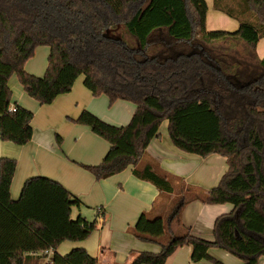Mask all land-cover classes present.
Wrapping results in <instances>:
<instances>
[{"label": "trees", "instance_id": "trees-1", "mask_svg": "<svg viewBox=\"0 0 264 264\" xmlns=\"http://www.w3.org/2000/svg\"><path fill=\"white\" fill-rule=\"evenodd\" d=\"M213 10L238 22L234 32L207 31L204 0H0V140L16 146L32 137L33 114L9 112L15 75L26 95L40 105L67 94L78 76L93 97L105 95L135 110L116 127L88 111L75 120L104 139L109 149L95 166L81 165L97 181L131 167L132 175L162 195H175L165 215L142 213L133 229L140 242L161 244L159 253L138 252L128 264H166L180 247L191 248L192 264H223L210 255L222 250L242 264L264 257V0H213ZM244 44L247 58L232 52ZM39 46L49 49L42 77L25 63ZM163 121L179 151L225 159L227 170L204 192L173 180L146 158ZM59 139V138H58ZM16 161L0 158V264H42L63 242L88 239L97 228L78 216L79 199L61 184L35 176L25 180L18 199L10 197ZM229 204L216 218L213 241L195 236L181 222L190 201ZM176 223L177 232L169 233ZM52 264H99L82 248L54 253Z\"/></svg>", "mask_w": 264, "mask_h": 264}, {"label": "crops", "instance_id": "crops-1", "mask_svg": "<svg viewBox=\"0 0 264 264\" xmlns=\"http://www.w3.org/2000/svg\"><path fill=\"white\" fill-rule=\"evenodd\" d=\"M210 1L213 9V0ZM205 3L208 12V2ZM258 45L259 50L256 48V51L260 58L259 51L262 50V54H264V41H259L257 47ZM41 55L43 56V54ZM46 64V61L37 64L33 62L26 64L24 70L28 74L42 77ZM75 82L72 92L57 96L48 105H40L28 97L20 87L16 88L17 80L8 84L12 93L10 107L20 106L33 114L30 123L32 137L26 145L15 148L8 142L0 141V158H16L17 160L10 186V197L12 200L18 199L17 192L20 185L30 177L41 176L61 184L70 195L79 199L82 204L83 202L87 203L84 198H88L95 200L97 205H100V208L97 209L98 227L92 235L79 242H63L53 254L65 255L74 248H82L90 256L96 258L99 264H128L135 253H159L162 250L163 240H160L161 244L140 242L133 236L132 229L142 213L151 211L153 202L159 201L154 215L163 216L166 214L170 202L176 196H161L151 183L136 179L132 175L131 167L100 181L95 180L93 176V178H89L82 172L81 165L100 164L108 152L109 145L108 147L95 145L82 151V126H74L71 123V120H76L84 111L82 105L80 106L83 82H80V79ZM116 103L124 105L123 120L128 118L126 122L129 123L135 108L123 101L117 100ZM158 134V137L153 139L147 147L146 158L152 161L159 171L173 180L175 189L178 188L180 179L186 185L204 192L218 184L221 176L227 170L224 158L216 155L200 158L179 151L169 139L167 121L161 123ZM67 135L74 136V143L71 146L64 142L65 138L68 139ZM61 139H63L62 148L68 156L59 150ZM12 152H14L13 155ZM22 161L25 162V171L18 178L20 180L17 188L16 175ZM81 162L83 163L81 164ZM22 170L23 168H21ZM79 176L82 177V183L78 181ZM81 184L82 186L87 184L90 188L89 191L82 193V187H79ZM77 209V212H74L72 208L71 218L74 215L81 216L80 208ZM232 209L229 204L210 205L198 200L190 201L181 211V222L189 227L195 236L213 241L214 221L219 216L230 213ZM87 216L82 211L81 217L86 221H88ZM177 228L176 223L171 224L169 233L177 232ZM190 252V247H180L168 258L166 264H192L189 260ZM210 255L223 264H242L237 258L219 249H211ZM195 264L210 263L200 261ZM259 264H264V257L259 259Z\"/></svg>", "mask_w": 264, "mask_h": 264}, {"label": "rangeland", "instance_id": "rangeland-1", "mask_svg": "<svg viewBox=\"0 0 264 264\" xmlns=\"http://www.w3.org/2000/svg\"><path fill=\"white\" fill-rule=\"evenodd\" d=\"M205 2H208V12L206 14V30L207 31H226V32H234L238 29L239 24L236 20L229 18L228 16H226L225 14L215 11L212 9V5H211V1L210 0H204ZM260 41H264V38H261ZM231 45H233V49L232 52H234L237 57L241 56L243 58H247V51H249V48H247L244 44L240 43V42H231ZM259 50V45L257 47ZM257 53V51H256ZM43 54V56L41 55ZM260 54V58L264 57V54H262V50L259 51ZM48 55H49V49L48 47L45 46H39L34 50V55L25 63L26 64H32L33 62L39 63H44V61H46L47 63V59H48ZM24 65V68H25ZM46 68H47V64H46ZM43 70L44 72H42V74L45 73L46 71ZM15 78V79H13ZM80 82H83V75L78 76V78L76 79L79 80ZM14 80L16 79V76L13 75L11 76V78L8 81L9 83L14 82ZM76 83V82H74ZM75 84H73L72 87H74ZM16 88H19L21 90H23V88L20 86V84L18 83V85H15ZM73 89H71L70 92H72ZM69 92V93H70ZM68 94V93H67ZM117 101L111 103L109 101V99L105 96V95H100L98 97H93L91 95V93L89 91H87L83 85H82V104H80V106L82 105V109H84V111H88L91 114H93L94 116H96L97 118H99L100 120H102L103 122L116 126V127H121V126H125V124L127 125L128 122L126 118V120H123V116H124V105L121 103H116ZM129 104V103H127ZM130 105V104H129ZM132 106V105H131ZM71 123L74 124V126H82V151H85L87 148H91L93 146H102V147H108V143L98 137L97 135L93 134L90 129L87 126L84 125H80L78 123L75 122V120H71ZM125 123V124H124ZM76 131V130H75ZM74 131V132H75ZM68 139L65 138L64 142L66 145L71 146L74 143V136H69L67 135ZM61 145L59 146V150L61 153H63L65 156H68L66 154V152L63 150V139H61ZM1 141V140H0ZM3 142V141H1ZM8 144L10 146H13L15 148H19L20 146L16 145H12V143L8 142ZM11 153V152H10ZM14 154V152H12V155ZM13 160L16 161L17 164V160L16 158H12ZM83 159V158H82ZM83 162H81L82 164ZM22 166V167H21ZM21 166H19L17 171V188H18V184H19V180L18 178H20V174H22L25 171V162L22 161ZM21 168H23V170L21 171ZM81 170V169H80ZM82 172H84V174H86L89 178H93L92 175L85 169L82 168ZM37 175V174H36ZM78 181L79 183H82V177L79 176L78 177ZM23 183V182H22ZM23 185V184H21ZM18 190V195L20 194L21 191V186ZM79 187H82L83 192L82 193H86L89 191V187L87 184L83 185H79ZM81 199V198H80ZM85 201H87V203L83 202V204L80 205V211L79 214L82 216V211L83 213L87 214L88 216V221L89 222H93L96 221V223H98V213H97V209L100 208V205H97V202L95 200H91L88 198H84ZM82 200V199H81ZM89 201V202H88ZM74 212H77V208H73ZM84 217V216H83ZM77 218V215L72 217V220H75ZM98 227V224H97ZM162 242V241H161Z\"/></svg>", "mask_w": 264, "mask_h": 264}, {"label": "built area", "instance_id": "built-area-1", "mask_svg": "<svg viewBox=\"0 0 264 264\" xmlns=\"http://www.w3.org/2000/svg\"><path fill=\"white\" fill-rule=\"evenodd\" d=\"M16 107L15 106H11L9 107V112H15ZM34 255H42L44 256L43 262L42 264H52V255H53V250H45L39 253H35Z\"/></svg>", "mask_w": 264, "mask_h": 264}]
</instances>
